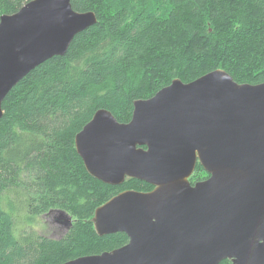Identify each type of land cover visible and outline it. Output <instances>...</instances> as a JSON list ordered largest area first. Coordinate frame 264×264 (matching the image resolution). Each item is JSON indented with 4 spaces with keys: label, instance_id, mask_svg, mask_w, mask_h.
Instances as JSON below:
<instances>
[{
    "label": "water",
    "instance_id": "water-1",
    "mask_svg": "<svg viewBox=\"0 0 264 264\" xmlns=\"http://www.w3.org/2000/svg\"><path fill=\"white\" fill-rule=\"evenodd\" d=\"M96 21L70 0H29L0 16V118L9 91ZM132 106L125 122L96 109L75 150L103 183L130 177L154 189L121 191L94 209V231L123 232L126 244L60 264H264V81L240 83L217 68L174 78ZM197 163L209 177L191 186Z\"/></svg>",
    "mask_w": 264,
    "mask_h": 264
},
{
    "label": "trees",
    "instance_id": "trees-1",
    "mask_svg": "<svg viewBox=\"0 0 264 264\" xmlns=\"http://www.w3.org/2000/svg\"><path fill=\"white\" fill-rule=\"evenodd\" d=\"M29 0H0V16ZM97 21L6 95L0 118V264H60L125 243L99 236L94 209L124 189L89 175L74 136L94 111L128 121L133 100L179 78L222 68L235 81H264V0H70ZM197 175L205 173L200 164ZM54 209L71 215L60 238L35 231ZM36 224V225H35Z\"/></svg>",
    "mask_w": 264,
    "mask_h": 264
},
{
    "label": "rangeland",
    "instance_id": "rangeland-1",
    "mask_svg": "<svg viewBox=\"0 0 264 264\" xmlns=\"http://www.w3.org/2000/svg\"><path fill=\"white\" fill-rule=\"evenodd\" d=\"M55 210L57 209H54V211L52 210L47 215H43V218H41L38 223H36L37 225L35 224V231H38L51 238H60L67 231L69 225L73 221V218L71 217V223L67 225L65 222L66 216H61Z\"/></svg>",
    "mask_w": 264,
    "mask_h": 264
},
{
    "label": "flooded vegetation",
    "instance_id": "flooded-vegetation-1",
    "mask_svg": "<svg viewBox=\"0 0 264 264\" xmlns=\"http://www.w3.org/2000/svg\"><path fill=\"white\" fill-rule=\"evenodd\" d=\"M199 164V163H198ZM196 167V166H195ZM204 170V169H203ZM204 172L205 173H203V174H199V175H197V173H196V170H195V168H194V170L192 171V173L190 174V176L187 178L188 179V181H189V184L191 185V186H194V184L195 183H197V182H199V181H202V180H205V179H207L208 177H209V174L204 170ZM127 179H130V177H125V179L123 180V182L122 183H124ZM134 179H136V178H134ZM139 180V179H138ZM142 181V180H141ZM145 182V181H144ZM122 183H120V184H122ZM145 183H147V182H145ZM120 184H117V185H120ZM148 184V183H147ZM154 189V186H152V185H150L149 184V188L148 189H141V190H137V189H124V190H121V191H125V190H136V191H140V192H149V191H151V190H153ZM121 191H119V192H117V193H115L114 195H117L118 193H120ZM114 195H112L111 197H113ZM111 197H109V198H111ZM108 198V199H109ZM107 199V200H108ZM99 206V205H98ZM54 211V210H53ZM51 212V211H50ZM123 233V232H122ZM125 234V233H124ZM126 235V234H125ZM126 237H127V235H126ZM128 242V237H127V240L125 241V243H123L122 245H124V244H126ZM122 245H120V246H122ZM119 247V246H118ZM115 248H117V247H115ZM114 249V248H113ZM111 250V249H110ZM105 251H108V250H105ZM233 259H235L234 257H231V258H228V257H226V258H223V259H221L217 264H232L233 263Z\"/></svg>",
    "mask_w": 264,
    "mask_h": 264
}]
</instances>
